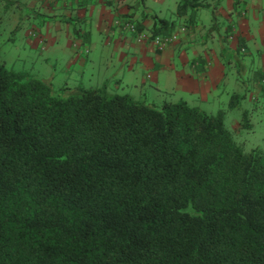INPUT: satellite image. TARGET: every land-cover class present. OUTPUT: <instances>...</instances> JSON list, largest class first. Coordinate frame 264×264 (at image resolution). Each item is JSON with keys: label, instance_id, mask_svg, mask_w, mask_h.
Listing matches in <instances>:
<instances>
[{"label": "trees", "instance_id": "trees-1", "mask_svg": "<svg viewBox=\"0 0 264 264\" xmlns=\"http://www.w3.org/2000/svg\"><path fill=\"white\" fill-rule=\"evenodd\" d=\"M208 1L176 0L150 33ZM68 91L0 57V264H264V153L235 142L227 110Z\"/></svg>", "mask_w": 264, "mask_h": 264}, {"label": "crops", "instance_id": "crops-1", "mask_svg": "<svg viewBox=\"0 0 264 264\" xmlns=\"http://www.w3.org/2000/svg\"><path fill=\"white\" fill-rule=\"evenodd\" d=\"M47 1L42 11L54 25L41 27L50 37L44 48L56 59L69 60L66 66L76 69L77 83L85 88L110 89L113 83L119 88L123 82L144 89L149 83L167 90L166 101L184 100L199 108L210 100H217L219 108L233 94L242 96L237 92L241 82L264 96V0H209L211 16H196L192 25L187 16L178 18L162 51L152 41L149 15L167 19L159 14L166 0H142L143 7L136 0ZM176 6L167 20L176 18ZM125 18L141 24L142 31L130 33L115 24ZM73 24H78L74 31ZM242 110L239 106L233 116L238 125ZM227 114L226 125L233 124Z\"/></svg>", "mask_w": 264, "mask_h": 264}, {"label": "rangeland", "instance_id": "rangeland-1", "mask_svg": "<svg viewBox=\"0 0 264 264\" xmlns=\"http://www.w3.org/2000/svg\"><path fill=\"white\" fill-rule=\"evenodd\" d=\"M34 1L36 3L32 7ZM136 1L138 3L140 2V0ZM217 2H220V0ZM43 3L46 4L48 1L10 0L8 9H5V4H2L0 7V15L2 16L0 57L7 68L24 70L34 77L47 80L50 79L55 89L67 87L69 90L68 92H73L75 86H83V84L81 82L77 83L80 76L76 74V69L66 66L69 60H63L62 57L56 59L53 54H50V51H47V44L49 43L50 37H45L46 33H43L45 30L44 28L42 30L41 27L44 25L43 23H46V25L48 23L50 26H53L54 22L49 20L50 16L47 17L43 13ZM175 4L176 0H166L164 8L161 9L159 14L167 19L174 17ZM211 13L212 11H210V9H200L196 13V16H207V14L211 16ZM45 17H47V20L44 19ZM57 25L59 26L61 24ZM77 26L78 24H73L71 30L74 31V28ZM14 28L17 29L14 31ZM29 39L33 41L32 45L28 43L27 40ZM45 43L47 46L46 48H44ZM84 47H88V45ZM114 84L115 83L109 85L110 89H108V85H106L109 93L130 94L134 99L146 100L155 104L164 102L166 101L164 98L167 99V97H169L165 88H156L149 83L145 84L144 89H136L132 84L123 85V82L120 83L119 88H115ZM245 85L243 82L238 83L239 89L237 92L242 96L239 97L240 101L235 108L228 109L230 99L226 98V100H223L219 105V108H217V100H210L203 104L204 107L200 109L206 110L208 113H216L218 110H227V115L232 117L230 119L233 124L226 125V127L230 130L235 142L239 144L245 152L253 148H259L264 153V96L255 93L250 87L246 88L248 85ZM239 106L248 110L247 118L251 125L250 128L242 127L241 119L239 125L236 124V120L233 116L238 112ZM231 110L233 111L231 112Z\"/></svg>", "mask_w": 264, "mask_h": 264}, {"label": "built area", "instance_id": "built-area-1", "mask_svg": "<svg viewBox=\"0 0 264 264\" xmlns=\"http://www.w3.org/2000/svg\"><path fill=\"white\" fill-rule=\"evenodd\" d=\"M115 24L130 33L138 34L135 22L131 21L130 19H123V20L117 19L115 21ZM170 40H171L170 36H162V35L152 36V41L155 45V48L158 51L164 50L166 46L169 44ZM261 82L264 83V76Z\"/></svg>", "mask_w": 264, "mask_h": 264}]
</instances>
